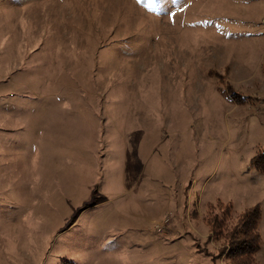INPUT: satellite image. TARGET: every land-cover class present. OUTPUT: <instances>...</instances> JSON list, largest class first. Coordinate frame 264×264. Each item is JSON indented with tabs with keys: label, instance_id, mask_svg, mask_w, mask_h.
I'll list each match as a JSON object with an SVG mask.
<instances>
[{
	"label": "rangeland",
	"instance_id": "374dc122",
	"mask_svg": "<svg viewBox=\"0 0 264 264\" xmlns=\"http://www.w3.org/2000/svg\"><path fill=\"white\" fill-rule=\"evenodd\" d=\"M255 206L264 264V0H0V264H230Z\"/></svg>",
	"mask_w": 264,
	"mask_h": 264
},
{
	"label": "trees",
	"instance_id": "16d2710c",
	"mask_svg": "<svg viewBox=\"0 0 264 264\" xmlns=\"http://www.w3.org/2000/svg\"><path fill=\"white\" fill-rule=\"evenodd\" d=\"M259 221L260 210L255 206L245 210L241 214L240 222L226 230L225 239L228 242L230 264H257L256 253L261 247ZM220 223L222 222L215 224L214 229H220L222 227Z\"/></svg>",
	"mask_w": 264,
	"mask_h": 264
}]
</instances>
